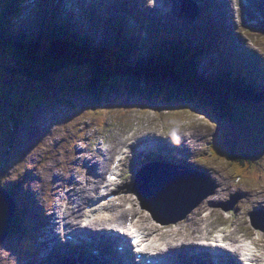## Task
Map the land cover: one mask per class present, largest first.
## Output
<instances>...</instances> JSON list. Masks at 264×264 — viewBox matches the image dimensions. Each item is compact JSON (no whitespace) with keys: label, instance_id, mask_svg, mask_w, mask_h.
<instances>
[{"label":"rangeland","instance_id":"rangeland-1","mask_svg":"<svg viewBox=\"0 0 264 264\" xmlns=\"http://www.w3.org/2000/svg\"><path fill=\"white\" fill-rule=\"evenodd\" d=\"M63 5H65L63 3ZM26 7V6H20ZM31 8V7H30ZM70 8V7H68ZM33 9H36L37 15L35 12H31V10L21 12L19 15L15 16V19L18 22H25L27 25L33 23V26L37 24V21L41 19V16L45 13V9L41 7H37L33 5ZM187 23V20L184 21ZM80 24L79 22H76ZM25 28L30 29L28 26ZM83 26V25H82ZM86 30H90L89 28L85 27ZM235 31L239 34L238 30ZM89 33H92V36L98 35V38H105L107 37V27L90 30ZM263 35L257 36L254 34L249 35L252 38L254 43H249L252 46L249 51L253 54H256L257 51L264 52V31H262ZM102 35V36H101ZM242 40L244 41V36L242 33L239 34ZM97 40H95V44ZM245 44V43H244ZM246 45V44H245ZM256 51V53H255ZM259 55V54H257ZM4 56V55H1ZM263 59V55H259ZM212 59L206 55L200 59L199 63L200 66L203 68L205 73L207 71H211L213 67L224 69L225 66L223 65V56L218 54L217 52L211 56ZM15 60L14 56L12 55L9 58ZM214 60V61H212ZM2 63H9V67L12 73L16 72L17 67L11 63V60H3ZM24 66L28 69L33 71V67L28 65L26 62L22 61ZM17 65V63H16ZM252 74V73H251ZM49 75V74H48ZM253 75V74H252ZM54 76V77H52ZM52 77L50 80L53 82L50 83V80L44 79L40 81L38 87L31 86L33 84H37L36 81L32 80L28 76L18 77V81L23 85H28V90H33V93H25L27 97H23L25 109L20 110L16 116L11 115L12 120L7 121V133L13 135L18 125L28 122L31 118L34 117L35 113L41 115L40 117L37 116L38 121H32L31 125H22L19 126L20 128L17 129V133L14 135V140L18 141V146L15 141L11 138L6 140L5 137L6 133H2L1 131L5 130L6 127V110L0 109V149L3 151H13L17 146L14 152L11 154L5 155L0 150V160L4 163L0 166V185L5 186L6 188H11L14 191V196L17 198L16 205L22 206V204L17 196L16 192V181L24 180L26 173L29 171L30 174L27 175L29 178L28 182H25V186L28 188V192L22 194L24 190L20 191L21 197L23 196V200L28 199L27 201L30 202V213L29 216L36 219L40 222L39 218L41 217L39 213L35 216L32 212L34 209V205L31 202H35L37 200L40 207L43 209V213L47 215L53 211L54 205H57L58 199L60 198L58 194H62L65 189H55L56 184L53 183V175L55 173L60 174L62 177H68L71 172L69 171V163L72 158L76 156V150L80 151L85 146H90L93 149L97 150L99 147H103L106 149L116 150L117 147L121 148L123 141L128 137L125 135L126 132L132 131L131 134H137L143 130H148V133H156L157 136L163 137L165 134L175 133H188L187 136L193 134L194 131L196 135L193 137V142H189L187 145L188 147L192 144L195 145L200 141H208L210 139V131L211 128H216V124L204 116L200 114L197 109H189L183 108L182 110H163L159 111L155 108H134L129 110L127 107H114L110 112L106 113V111H102V109H93L91 108L89 103V98L82 94L81 84H83L85 80V71L81 68H75L71 66V68L62 69L60 72L50 75ZM48 83H50L51 87H57V89H49ZM21 89V87H20ZM40 91H44L48 98H42L43 96L40 94ZM61 91V93H60ZM54 92L53 96L56 98V101L46 108L41 107V109L37 112V109L40 105L45 102L49 101ZM264 92V89H263ZM24 93V92H23ZM75 95L73 99L72 96L65 95L69 94ZM31 100V105L29 106L28 101ZM52 101V100H51ZM89 102V103H88ZM18 104H22L19 103ZM76 104H78V108H76ZM23 107V104H22ZM76 108V110H74ZM259 110H264V103L260 104H242L239 103L235 105V109L233 110V119L231 125L229 124L228 127L230 128L231 136H236L239 139V142L242 144L241 147H246L247 150L253 152L255 147V151L262 155V157H258L259 163L256 169L261 168L263 170L264 167V111H261L260 114L257 116V120H255V115L259 113ZM99 112V113H96ZM77 114V115H76ZM82 114V115H81ZM14 116V117H13ZM74 116V117H73ZM75 118L73 120L70 119L68 122V118ZM89 122L86 125H83V130L80 128V125L83 121ZM94 120H101L103 123H106V126L99 127L97 122L95 123ZM165 121L166 125L165 128H161V121ZM155 122L156 127L152 122ZM205 121L207 123H205ZM70 122L69 129L67 128V124ZM202 124L200 128L195 127V124ZM91 124V125H90ZM45 125V132L41 135H36L35 132H39V130ZM95 125V126H94ZM257 126L258 132H256L255 126ZM175 126V127H173ZM141 127V129L136 132L133 131L136 128ZM143 127V128H142ZM67 128V129H66ZM146 128V129H144ZM35 130V132H34ZM199 130V132H198ZM244 130V134H240L239 132ZM198 132V133H197ZM247 133V137H243ZM191 133V134H190ZM66 134H69L66 139ZM94 136V138H93ZM174 136V135H173ZM176 137V136H174ZM73 138H80L82 140H76L75 142H71ZM84 138V139H83ZM177 139H181L182 137H176ZM188 138V137H187ZM235 138V137H234ZM65 139V142H64ZM12 145V147H11ZM120 145V146H119ZM117 146V147H115ZM198 145L195 146V148ZM237 152H240L237 149ZM7 153V152H6ZM97 155L95 160L97 161L101 156ZM113 153V152H112ZM112 153L107 155L104 154V158L109 161V158L112 156ZM254 153V152H253ZM6 156V157H5ZM195 158L198 155H193ZM5 157V159H4ZM94 159V157L91 155ZM193 157H189L191 160ZM194 159V158H193ZM61 161L63 163H61ZM211 161L226 165L224 161H217L214 160V155L211 156ZM1 163V162H0ZM208 164H211L210 162ZM98 172L102 171L101 166H98ZM133 170V169H132ZM125 175L123 177V182L120 185L122 191L125 193L129 189V184L134 182V185L137 183V174L138 171L135 170L134 173V180L133 182H129V184L125 183V179L128 178L130 175L129 169L125 168ZM194 171V168H192ZM264 171V170H263ZM198 172H202L204 176L208 177V175L203 170H199ZM260 172V171H259ZM215 173V172H213ZM215 176V180L219 187L224 186L228 179L225 177V174L222 172L221 168H218V172L213 174ZM261 177L263 181V174H250L252 177ZM263 175V176H262ZM164 176H162L163 178ZM27 178V179H28ZM93 178V176H92ZM212 185L213 178H209ZM234 185H238L241 182V185L248 187H254L255 183L252 180H243L239 179H232L231 180ZM123 183L125 186L123 187ZM264 184V182H263ZM216 187V186H215ZM217 188V187H216ZM215 188V190H216ZM234 188V187H233ZM233 190V189H232ZM234 194V193H233ZM94 195V193H92ZM235 195V194H234ZM34 197V198H33ZM26 198V199H25ZM129 200L128 207L132 205L131 203L137 204L138 209L141 210L140 204L138 203V199L136 197V193H131L130 197L127 198ZM230 197L227 198V200ZM201 202L198 207L202 204ZM264 206V200L261 201ZM119 207L120 201H119ZM194 211V210H193ZM192 211V212H193ZM191 212V213H192ZM33 213V214H32ZM146 217L144 218L145 223L146 220L154 224L155 226H151V231L162 230L164 232L168 231L165 228H162L159 222L155 221L150 213L145 211ZM190 213V215H191ZM189 215V216H190ZM189 216H187L189 218ZM187 218V219H188ZM185 219L183 222L179 221L178 223L181 224V231L179 234L184 235L185 228ZM191 220L194 221V225L197 223L196 217H191ZM176 223V224H178ZM30 227L32 226L31 223ZM176 224H167V229L169 228H176ZM147 226V223L146 225ZM199 227V226H198ZM194 226L195 232L198 230ZM238 227H236L237 230ZM229 231V230H228ZM263 235L264 233L261 232ZM236 234V232L234 233ZM172 236H177L176 233L172 234ZM176 239H183V238H176ZM35 240L38 241L39 246V235L35 234ZM258 241L259 244H263L264 246V237L254 239ZM7 244L3 243L0 247V264H38L35 258H32L28 254L19 253L20 249H18L9 237L7 238ZM12 243V247H7L8 242ZM162 241V240H161ZM37 261H39V255L37 256Z\"/></svg>","mask_w":264,"mask_h":264},{"label":"trees","instance_id":"trees-1","mask_svg":"<svg viewBox=\"0 0 264 264\" xmlns=\"http://www.w3.org/2000/svg\"><path fill=\"white\" fill-rule=\"evenodd\" d=\"M18 2H21V0H13V3L17 4ZM0 3V108H5L12 115L16 116L20 110L25 109V104L27 105V102L24 104L23 99V97H27L25 93H33V90H28V85H23L18 81V77L28 76L29 78L50 80L54 77H50V75L60 72V70L69 65H77L81 62L75 56L78 54L76 49H73L71 53L63 50V41L58 38L63 31L58 28L59 26L52 25L49 28L40 27L39 32L42 34L39 36L35 35V31L25 29L24 26V34L22 35L10 31L12 17L17 12L16 5H9L5 0H0ZM47 19L48 17L45 16L43 21ZM41 24L45 26V22H41ZM64 26H67L65 21ZM73 43L74 41L72 40L71 44ZM73 47L78 48L80 52L88 56L80 50L79 45L76 44ZM12 55L15 60L6 59ZM149 55L153 58L152 60L149 58H138L135 55L137 63L141 68L137 72V78L130 80L129 85L127 84L125 86L115 82V78L121 74L136 73H131L133 71H126L113 66H97L96 69L93 68L92 61H87L89 73H87L85 83L81 84V88L85 92L86 90L89 91L91 94L94 108L99 109L101 106L103 107L108 101V96L114 91V88L127 96L134 94L135 91L132 88V84L136 86L141 84V76H139L141 73L139 72H155L148 76H151L150 78L156 77L158 80L154 82V85L166 89V91L146 89L138 91L140 94L144 95L148 90L155 94L161 93L162 98L167 102L176 101L178 104H183L187 108H191L193 105L198 110H208L216 120L220 118V114L222 113L223 116L230 118L231 107L232 105H236L234 102L237 100L252 102L251 100L258 101L263 99L262 92L255 85L248 83L247 76L245 74L240 75L235 68L230 70L225 69L223 72L219 69L220 76H216L215 79L212 78L211 83L206 81L203 83L194 79L192 75L187 74L186 66L182 69V63H185L183 58H186V56L172 51L169 54L172 55L169 56L170 58L164 56L157 63L154 52ZM3 60H11V63L17 67L16 72L12 73L9 63H2ZM22 61L32 66L33 71L21 64ZM156 67L161 69L158 71ZM226 67H230V61H228ZM206 78V73H203L197 79L203 80ZM50 83L53 84L51 80ZM48 85L50 84L48 83ZM40 94L43 95L40 97L48 98L44 91H40ZM18 102L22 103L23 107ZM28 104L29 106L31 105L30 99ZM160 107L164 109L163 106ZM245 168L248 169V167ZM14 224H17L16 217L12 222L13 230Z\"/></svg>","mask_w":264,"mask_h":264},{"label":"bare ground","instance_id":"bare-ground-1","mask_svg":"<svg viewBox=\"0 0 264 264\" xmlns=\"http://www.w3.org/2000/svg\"><path fill=\"white\" fill-rule=\"evenodd\" d=\"M78 1V0H76ZM85 1H89V0H85ZM206 7H208L207 5V0H203ZM93 2V1H92ZM146 3V0H142V4ZM234 5L236 6L237 3L234 2ZM261 6V5H260ZM262 7V6H261ZM228 6H226V11L221 10V5L218 6V10L219 12H221V14L224 17H227L229 15V11H228ZM31 11H33V9H29ZM236 10H232V12H235ZM260 13H262V9L260 8ZM37 15V13L35 14ZM165 17H167L165 15ZM217 20L214 21V23H216ZM48 22H50V20H48ZM70 22L73 23V18L70 19ZM208 24H211L210 22ZM83 25L84 22H83ZM211 25H216V24H211ZM219 24L216 25V27ZM225 25L227 26V30L230 31H234L235 29L241 31L242 33H248V34H254L257 36H261L263 35V33H261L259 30L255 29V28H247L245 26H240L238 24L233 25L229 22L228 19H225ZM25 28V27H24ZM212 28V27H211ZM27 29V28H25ZM90 29V28H89ZM213 29V28H212ZM91 30V29H90ZM162 51V50H161ZM229 61V51L226 52V58H223V65L225 66L226 63H228ZM225 63V64H224ZM227 65V64H226ZM162 110V108H161ZM164 110V109H163ZM95 121V120H94ZM96 123V121H95ZM104 126H106V123H104ZM145 131V130H143ZM141 131V132H143ZM137 133V134H131L130 136H128L121 145H125L127 147L128 145V150L125 152H121V154H125L126 156L135 154V151L133 150V147L135 145V143H132L130 140H135L137 139L140 134L143 133ZM199 132V130H198ZM197 132V133H198ZM191 134V133H190ZM146 135L145 140L150 141L149 145L151 146H162L161 149L159 151H163L166 154H169L170 152H173V155L171 157H176L179 153H181L184 149H188V143L189 142H193V137L196 135V133L194 132V136L193 134H191L190 136H187L188 138H184L183 137L179 140L174 136H171L173 139L171 140V142H173L175 144V150H173L174 148H171L170 145L165 142V140H163L162 138H156L154 139V135ZM164 138V137H163ZM166 139V138H164ZM167 140V139H166ZM125 149V147L122 149V151ZM105 151V149H103ZM119 150V147H118ZM146 150V149H145ZM100 151V149H99ZM203 155L205 156H209L208 152L206 151V149H201L200 151ZM93 153V150L91 148L88 147H84L83 149H81L80 151L76 150V156L74 158L71 159L70 163H69V170L71 172V175H69L68 177H62L60 174L55 173L53 175L54 179H53V183L56 184L55 189H65L64 192L62 194L65 195V197H63L62 194H58L59 195V199H58V203L57 205H54L53 211H51V213L48 214L47 216V220H44L42 217L39 218L40 223L39 224V249H40V253H41V257L39 260V264H46V262L48 264H55V262L63 260V259H67L70 260L74 263H81V264H117L116 262L112 261L111 259L107 258V254L110 253V251L112 253H114L111 249H110V245L111 243L109 242V238L114 235L112 229L115 228L116 224L121 223V222H126L127 220H129L128 216H133L137 221H142L143 223V227H144V231L147 235L152 236V237H157L159 236V238H155L154 242H158L160 240H162V242H164L165 245L168 246L169 251L171 252L170 254V259L172 262H175V257L178 259L177 262L179 264H195L194 259L197 258V254L195 253V251L200 248L197 244L199 243V241L203 240V241H207L208 236L210 233V229H208V222L205 221L206 217L208 215H213V213L215 211H217V213L219 214V216L221 217V223H224L225 221H227V217L224 216L223 212L220 210H216V208H214L212 206L211 203L204 201L203 205L205 204V207L199 206L197 208V211L194 213V215L190 216L187 221L184 223L185 226H183V229L185 228V233H186V237L183 239H176L173 238L171 240H166V237H174L172 236V234L176 233L177 235H179V229L178 228H173L171 230V232L169 233L168 236L163 237L164 234L163 233H167L164 232L162 230H155V231H151L150 227L147 228L146 223L144 218L146 217V213L144 209H138L136 201L135 204H132L131 209H128L125 207V205L129 202V200L127 198L130 197L131 194H126V193H120L119 194V201H120V206H121V210L120 211H109L112 206H108L106 205V203L102 204V208L104 209L105 212H103L102 214H100L99 216H96L95 218L90 219L88 222H86L84 225H80L81 223L79 222V218L81 216H85V207L88 204V200L90 199V193L95 191L96 188L98 187V183L101 182L100 181V177L102 175V172L106 166V159L103 157L104 156V152L102 153V159L95 161V157L94 159L91 157ZM113 154V153H112ZM160 154V153H159ZM148 156L142 155L141 156V163H144L146 161H150V159H147ZM161 160L162 163H166L169 158H166L165 156H161ZM188 160V156H187V152H186V156H180L179 157V161H187ZM61 163H63L61 161ZM108 163V162H107ZM150 163V162H149ZM161 163V162H159ZM151 166L154 168L155 164L154 163H150ZM148 165V164H147ZM156 165H159L158 163H156ZM257 165V164H256ZM98 166L103 167L101 172H98ZM158 167V166H156ZM141 168L144 170H150V168H146L144 166H142L141 164ZM218 168L222 169V172L224 174H226V171L223 167L221 166H217L214 165L213 166V172L217 173L218 172ZM207 170L208 173H212L210 171L209 168H205ZM258 171H260L259 173L263 174L264 171L261 170V168L257 169ZM134 171V170H133ZM131 172L130 175L128 176L127 179H125V183L129 184V182H133L134 181V172ZM29 173V171H28ZM112 173V172H111ZM31 175V173H29ZM142 174V173H140ZM90 176H93L90 177ZM263 176V175H262ZM30 178V177H29ZM28 179L25 180V182H28ZM122 179V178H120ZM228 181L227 183L222 186V187H217L215 190V194H216V199L215 202L220 201L221 199H224L227 194L231 191V189H233V184L230 182V179L227 178ZM263 182H264V176H263ZM103 183V181L101 182ZM133 184V183H132ZM131 184V185H132ZM218 185V184H217ZM125 186V184L123 183V187ZM132 189H130L131 191ZM256 190L250 192L247 190L246 187L244 188H239V187H235L234 190H232L231 195L236 194L239 195V198H242L244 196L245 198V203H250L254 205L255 207H259V208H264L263 204L261 203L262 200H264V189H261L259 192H255ZM22 194H25V191L22 192ZM110 194H102L103 199H106L107 196H109ZM23 198V196L21 197V199ZM228 198V197H227ZM226 198V199H227ZM161 199V198H159ZM162 200V199H161ZM210 201H213V198L210 199ZM102 202V201H101ZM118 205V203H116V206ZM141 208V207H139ZM34 215L36 216L39 213V210L37 207L34 208L33 211ZM231 216L233 217V219H231L230 223H227V226L233 227V229H235V223L234 221L238 218L239 216V210L237 206H234L232 208V212H231ZM127 217V218H124ZM191 217H196L197 221H202L201 224H204V231L200 230V225L198 227V230L195 232L194 231V221L191 220ZM65 226V230L69 231L70 229H76L78 230L81 234H83L84 238H85V242L82 243V248L85 249L87 248L88 250L91 249H95L98 250V254L100 257H98V254H93L89 255V258H87V261L83 258H79L80 260H78L77 258V254H72L69 253L68 251H62V249L56 247V248H50L49 244H51L54 241V235L53 233L56 232L57 228H61V227ZM80 226L82 227V229H80ZM232 229V230H233ZM169 231V229H167ZM90 231L92 232L91 234L87 235V232ZM229 235L231 236V232H229ZM239 238H243L242 236L240 237H235L232 238L230 237L228 243L232 249L233 253H236L237 250L242 249L243 250V245L239 242V243H235V241H238ZM112 237V243L115 242L117 239H115ZM146 240V239H145ZM256 244H254L257 247V241L255 242ZM58 246L59 247H64L60 244V241H58ZM203 252H207L205 250H203ZM252 255H256V253L251 252ZM221 259H223V261L228 264V260L225 257H221ZM69 264H73V263ZM166 264V263H165Z\"/></svg>","mask_w":264,"mask_h":264},{"label":"water","instance_id":"water-1","mask_svg":"<svg viewBox=\"0 0 264 264\" xmlns=\"http://www.w3.org/2000/svg\"><path fill=\"white\" fill-rule=\"evenodd\" d=\"M132 79H128L125 77H119L115 79V82L122 84L123 86L127 85L129 81ZM114 82V83H115ZM114 85V84H113ZM129 85V84H128ZM132 88L135 91L134 94H131L130 97L125 95L123 92L121 93L116 88L113 90L118 94L119 99L124 101L125 105L128 107L134 106L135 108H155V109H161L160 105H157V99L155 93L149 92V90L143 95L140 94L138 91L146 90V89H152V90H164L166 89L161 86H157L154 84L150 85H144V87H137L135 84H132ZM149 88H148V87ZM132 104V106L129 104ZM170 106L167 109L172 110H180L181 108L186 107L183 104H178L176 101L169 102ZM155 180L160 179L161 177H154ZM148 184V183H147ZM195 184V183H194ZM164 185L159 184L158 182L153 187H141L138 189L139 195L141 197L142 204L146 209H148L154 216V218L162 223H175L179 220L183 219L192 208L197 206L199 201L203 198L202 194H205L208 192L207 189H200L198 190V195L201 196L199 198H195L191 201L183 200L180 202V200H176V195L174 190L166 184L167 192L161 193V189ZM197 185L193 188H196ZM185 193H189V191H186ZM161 198V199H159ZM168 199L164 200V199ZM168 202V205H165V202ZM182 207L181 210H177L178 207ZM167 208H174V211L170 212V217L165 218L164 216L168 213H165L164 210ZM177 208V209H176ZM14 215V203L10 197V195L2 188H0V244L5 239L6 235L8 234L10 222ZM256 220V219H252ZM253 225L255 228H258V223L256 221H253Z\"/></svg>","mask_w":264,"mask_h":264},{"label":"clouds","instance_id":"clouds-1","mask_svg":"<svg viewBox=\"0 0 264 264\" xmlns=\"http://www.w3.org/2000/svg\"><path fill=\"white\" fill-rule=\"evenodd\" d=\"M214 160H218L216 157H214Z\"/></svg>","mask_w":264,"mask_h":264},{"label":"snow or ice","instance_id":"snow-or-ice-1","mask_svg":"<svg viewBox=\"0 0 264 264\" xmlns=\"http://www.w3.org/2000/svg\"><path fill=\"white\" fill-rule=\"evenodd\" d=\"M205 123H207V122L205 121Z\"/></svg>","mask_w":264,"mask_h":264}]
</instances>
